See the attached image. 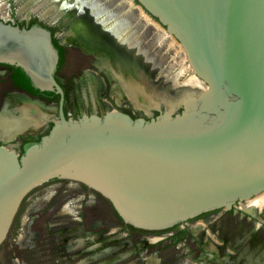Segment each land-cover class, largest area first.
I'll list each match as a JSON object with an SVG mask.
<instances>
[{"label":"water","instance_id":"95a60500","mask_svg":"<svg viewBox=\"0 0 264 264\" xmlns=\"http://www.w3.org/2000/svg\"><path fill=\"white\" fill-rule=\"evenodd\" d=\"M136 1L175 38L201 82L180 111L166 108L149 120L118 110L66 118L49 33L0 20V64L60 96L58 118L21 150L12 141L41 125L27 119L36 106L22 104L16 116L9 108L15 100L2 105L0 245L25 196L54 178L96 191L142 230L264 195V0Z\"/></svg>","mask_w":264,"mask_h":264},{"label":"flooded vegetation","instance_id":"af4514ba","mask_svg":"<svg viewBox=\"0 0 264 264\" xmlns=\"http://www.w3.org/2000/svg\"><path fill=\"white\" fill-rule=\"evenodd\" d=\"M27 1L0 0V20L49 33L66 118L118 110L149 120L166 108L180 111L183 97L201 87L182 53L163 39L178 44L175 38L136 0H54L57 8ZM16 67L0 64V117L2 105L15 100L9 108L16 116L22 104L31 103L36 108L27 119L41 121L17 133L12 143L21 150L58 118L60 96L55 89L34 94L16 84ZM0 264H264V201L236 203L164 230H142L124 223L96 191L54 178L21 202L0 245Z\"/></svg>","mask_w":264,"mask_h":264},{"label":"bare ground","instance_id":"6f19581e","mask_svg":"<svg viewBox=\"0 0 264 264\" xmlns=\"http://www.w3.org/2000/svg\"><path fill=\"white\" fill-rule=\"evenodd\" d=\"M31 1V0H30ZM39 0H37L36 2H34V5H36V3L38 2ZM44 2H45V4H46V2H47V4H49V5H52L53 3H54V0H43ZM20 2V1H19ZM26 2H28L27 0H26ZM19 9H20V11L21 12H25L27 9H25V7H23V6H20L19 7ZM124 13V12H123ZM121 16V15H120ZM130 17V16H129ZM132 18V17H131ZM130 18V19H131ZM138 19V18H137ZM138 24V23H137ZM130 25V24H129ZM138 26V25H137ZM143 29V28H142ZM146 29V28H145ZM150 31V30H149ZM157 37V36H156ZM159 38V37H158ZM163 39H165L166 40V44H167V47L169 48V49H171V50H174L175 52L177 51H180L181 52V49L179 48V45L178 44H173V43H171V41L170 40H168V37L167 36H164V38ZM155 40V39H154ZM161 40V39H160ZM157 43V42H156ZM164 50V49H163ZM173 51V52H174ZM176 52V53H177ZM171 53V52H170ZM177 55V54H176ZM190 75V74H189ZM188 75V76H189ZM173 80V79H172ZM172 83V82H171ZM186 84V83H185ZM184 84V85H185ZM173 88V87H172ZM199 87H197V86H194V88H193V91H196L197 89H198ZM189 91V90H188ZM192 91V90H191ZM165 97H167V96H165ZM168 97H170L171 98V95H168ZM167 97V98H168ZM149 99V98H148ZM164 99H166V98H164ZM163 99V100H164ZM150 101V100H149ZM165 101H167V103H169L170 101H169V99H166ZM163 103V102H162ZM42 113V112H41ZM263 201H264V195H260V196H258V197H256L255 199H253V200H251V201H249L251 204H254L255 206L256 205H260L261 203H263ZM260 207V206H259ZM248 209V208H247Z\"/></svg>","mask_w":264,"mask_h":264},{"label":"trees","instance_id":"16d2710c","mask_svg":"<svg viewBox=\"0 0 264 264\" xmlns=\"http://www.w3.org/2000/svg\"><path fill=\"white\" fill-rule=\"evenodd\" d=\"M13 77L15 79L16 84L27 88L28 90H30L34 94L40 93L38 88L34 87L33 83L29 79V77L24 73V71L21 68L16 67V73L14 74ZM46 94L49 95V98H57L58 97V95H56L52 92H46Z\"/></svg>","mask_w":264,"mask_h":264}]
</instances>
